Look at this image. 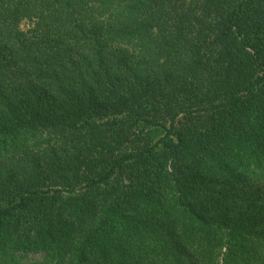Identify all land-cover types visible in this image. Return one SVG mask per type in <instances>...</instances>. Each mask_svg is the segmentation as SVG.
I'll return each mask as SVG.
<instances>
[{
	"label": "trees",
	"instance_id": "1",
	"mask_svg": "<svg viewBox=\"0 0 264 264\" xmlns=\"http://www.w3.org/2000/svg\"><path fill=\"white\" fill-rule=\"evenodd\" d=\"M0 264H264V0H0Z\"/></svg>",
	"mask_w": 264,
	"mask_h": 264
},
{
	"label": "rangeland",
	"instance_id": "2",
	"mask_svg": "<svg viewBox=\"0 0 264 264\" xmlns=\"http://www.w3.org/2000/svg\"><path fill=\"white\" fill-rule=\"evenodd\" d=\"M25 27V23L22 25ZM161 131L159 128L150 127V126H144L140 129H137V135L140 137L138 142L140 141H153L160 135ZM36 256H39L37 253H31L29 254L28 258H34Z\"/></svg>",
	"mask_w": 264,
	"mask_h": 264
}]
</instances>
